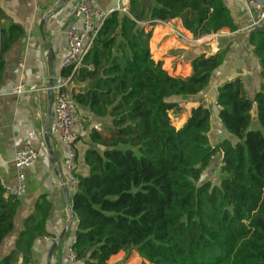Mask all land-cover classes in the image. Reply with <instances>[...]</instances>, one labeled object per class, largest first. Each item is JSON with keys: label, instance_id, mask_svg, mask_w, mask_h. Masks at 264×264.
<instances>
[{"label": "trees", "instance_id": "obj_1", "mask_svg": "<svg viewBox=\"0 0 264 264\" xmlns=\"http://www.w3.org/2000/svg\"><path fill=\"white\" fill-rule=\"evenodd\" d=\"M148 1L143 20L149 24L114 9L81 67L61 71L81 114L87 108L97 118L85 152L89 172L77 174L73 195L75 258L110 264L123 252L125 261L135 258L136 264H264V28L248 38L262 87L254 98L241 76L218 87V117L235 141L223 138L212 145L211 109L201 102L192 106L177 127L185 108L171 98L200 94L226 50L199 53L189 75H173L153 57L149 26L185 16L195 36L225 27L235 31L231 9L224 0H200L199 6L196 0ZM137 2L131 0V6ZM191 9L197 11L194 28ZM24 35V26L0 8V83L6 56ZM255 104L259 128L251 127ZM218 156L220 181L214 184L203 176ZM19 206V196L0 178V245L14 230ZM51 208L40 195L0 264H34L36 240L51 236Z\"/></svg>", "mask_w": 264, "mask_h": 264}, {"label": "crops", "instance_id": "obj_2", "mask_svg": "<svg viewBox=\"0 0 264 264\" xmlns=\"http://www.w3.org/2000/svg\"><path fill=\"white\" fill-rule=\"evenodd\" d=\"M224 1L238 25L235 31L225 27L220 32L195 36L194 33L184 31L188 30L185 16L168 22L157 21L169 28L167 35L175 43L182 41L175 47L176 53L183 55L172 56L176 59L175 66L184 61L179 60L184 55L191 62L199 53L208 52L211 55L226 50L222 65L214 71L210 84L200 94L175 97L179 102L182 99L192 102L191 107L201 102L213 108L212 129L209 133L212 145L223 138L235 141L218 117L219 107L215 103L218 87L227 80L241 76L248 95L254 98L263 83L259 61L248 41L249 0ZM79 2L80 0H0V8L25 29V35L6 56V68L0 83V178L8 192L11 193L10 190L18 184V170L14 163L17 151L34 147L39 152L38 160L22 170L25 189L19 196L20 206L14 230L0 245V257L15 247L25 218L35 211L36 201L42 194L52 204L47 224L51 236L36 240L33 248L34 264L65 263L76 239L78 219L71 210L74 190L69 181L70 172L64 163L65 148L55 132L52 86L56 77L61 76L67 52V33L75 22L74 12ZM94 2L103 10H120L131 4V0ZM190 71L191 67L186 74H190ZM81 111L87 117V128L76 143V174L86 175L89 169L85 163V152L90 142V124L97 125V118L87 108ZM253 122L254 128L260 127L257 118H253ZM213 132L217 133L216 138L213 136L214 140ZM76 264L84 263L79 260Z\"/></svg>", "mask_w": 264, "mask_h": 264}, {"label": "built area", "instance_id": "obj_3", "mask_svg": "<svg viewBox=\"0 0 264 264\" xmlns=\"http://www.w3.org/2000/svg\"><path fill=\"white\" fill-rule=\"evenodd\" d=\"M250 22L247 30L264 28V3L249 0ZM111 10L101 9L94 0H80L75 12V22L69 27L67 37V52L63 59V68L72 67L73 71L81 67L83 60L93 45L94 39L102 29ZM120 10L127 11L126 8ZM68 78L58 76L52 86L54 93L53 117L55 132L59 136L64 148V163L70 172V185L75 191L78 185L76 174L78 152L76 143L87 127V120L81 114L78 103L69 93ZM39 158V152L34 147H26L17 151L14 163L18 170V184L11 193L21 196L24 192L23 168L34 164ZM75 254L70 250L68 260L63 264H76Z\"/></svg>", "mask_w": 264, "mask_h": 264}, {"label": "rangeland", "instance_id": "obj_4", "mask_svg": "<svg viewBox=\"0 0 264 264\" xmlns=\"http://www.w3.org/2000/svg\"><path fill=\"white\" fill-rule=\"evenodd\" d=\"M137 3H132L133 5L128 6L126 8V12L131 13L137 20H139L143 25H147L149 24V20H143L144 16L147 15V11L149 9V1L148 0H137ZM195 5L199 6L201 4L202 1L200 0H196L194 1ZM191 15V24L192 27H195V22H196V17H197V11L194 9H191L190 12ZM212 20V19H211ZM211 24H213L211 22ZM210 24V26H211ZM188 29L187 31L184 30L185 32H191L193 34V30L190 28H188V26H186ZM149 28H153V36L151 39V43H150V48H151V52L153 54V57L155 59H160L164 62V67L168 69V71L173 74V75H177L180 74L181 76H186V72H189L191 65L190 61L187 60L186 56L184 55L183 58H180L179 60L181 61V59H184V61H181L180 63H178L176 66L174 65L175 60L173 59L174 57L172 56H177L179 55L178 53H176V45L180 42H182L181 40H178V42L175 43V41L172 40V38H170L167 34H169V28L164 25L161 22H157L155 25H153L152 27L149 26ZM224 29V28H223ZM221 30H219L220 32ZM194 35V34H193ZM192 35V36H193ZM181 54V53H180ZM207 55L208 52H206ZM183 55V54H182ZM179 55V56H182ZM173 61V62H172ZM191 72V71H190ZM189 75V73H188ZM69 89L70 85H69ZM171 99L175 100V97H172ZM182 105L184 106L185 110L184 113L182 115V118L176 119L175 121V125L177 127L181 126L185 120L187 119L186 117L189 116L190 110H191V105L192 102H189L187 99H182L181 101ZM212 111V117L214 116L213 114V108H210ZM86 120V118H85ZM252 128H254V122H252L251 125ZM217 137V133L213 132L212 134V140H214V137ZM215 142V141H214ZM216 144V143H214ZM220 165H221V157H215L212 161V163L209 165V167L206 169L203 179H209L211 180L214 184L219 183V178H220ZM138 263L137 259H130L129 261H125V255L123 252H121L120 254L114 256L111 258L110 260V264H136Z\"/></svg>", "mask_w": 264, "mask_h": 264}, {"label": "water", "instance_id": "obj_5", "mask_svg": "<svg viewBox=\"0 0 264 264\" xmlns=\"http://www.w3.org/2000/svg\"><path fill=\"white\" fill-rule=\"evenodd\" d=\"M258 1L264 3V0H258ZM257 115H258V108H257V104H255V105H254V108H253V118L256 119V118H257ZM71 210H72V209H71ZM60 239H61V238H60ZM55 247H56V244L54 245V247H53L52 250H51L50 257H51V255H52V252H53V250H54Z\"/></svg>", "mask_w": 264, "mask_h": 264}]
</instances>
